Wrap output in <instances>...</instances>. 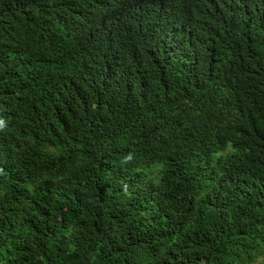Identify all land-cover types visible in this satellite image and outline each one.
Instances as JSON below:
<instances>
[{"label": "trees", "instance_id": "obj_1", "mask_svg": "<svg viewBox=\"0 0 264 264\" xmlns=\"http://www.w3.org/2000/svg\"><path fill=\"white\" fill-rule=\"evenodd\" d=\"M0 264H264V0H0Z\"/></svg>", "mask_w": 264, "mask_h": 264}, {"label": "rangeland", "instance_id": "obj_2", "mask_svg": "<svg viewBox=\"0 0 264 264\" xmlns=\"http://www.w3.org/2000/svg\"><path fill=\"white\" fill-rule=\"evenodd\" d=\"M157 169H158V165H154V166H152L150 169L144 171V174H145V176H146L147 178H149V179H153V180L156 179V180H157V178L154 177V174H155V172L157 171Z\"/></svg>", "mask_w": 264, "mask_h": 264}]
</instances>
